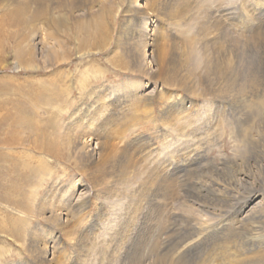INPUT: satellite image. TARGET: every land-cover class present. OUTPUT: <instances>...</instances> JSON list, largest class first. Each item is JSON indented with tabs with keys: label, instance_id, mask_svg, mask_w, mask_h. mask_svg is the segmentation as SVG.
<instances>
[{
	"label": "bare ground",
	"instance_id": "bare-ground-1",
	"mask_svg": "<svg viewBox=\"0 0 264 264\" xmlns=\"http://www.w3.org/2000/svg\"><path fill=\"white\" fill-rule=\"evenodd\" d=\"M5 1L16 9V17L25 16L24 20L32 23V47L26 53L29 61L27 67L46 70L52 67L58 68V71L52 75L54 85L52 89L49 88L51 94L38 90L37 97L25 102H20L18 98L11 107L6 101L0 104V125L7 122L10 126L12 124L9 135L0 139V170L2 167L3 172L9 173L12 178H1L6 181L0 184V240L7 242L5 238H13L20 241L29 255L26 264H69L73 260L71 262L55 252L60 235L71 239L73 245L78 247L84 242L97 246L95 238L88 231L98 226L111 229L117 220L114 217L117 209L126 205L127 194L134 191L136 182L131 181L132 177L141 178L146 173V160L140 152L143 151L142 145L136 146L124 140L128 132L132 131V135L135 133L139 124L137 108L127 105L125 95L106 93L102 84L89 88L88 82L94 73L89 70L92 67L78 68L72 78L63 68L72 63L69 48H65L67 42L59 41L55 35L77 27L78 15L87 14L92 19L108 13L113 20L124 19V34L132 40L126 48L131 57L139 58L140 69L144 65L146 72L142 74L151 79L156 76L163 84L178 87L183 75H179L177 66L170 70L172 54L167 52V42L153 50L154 53L151 51L156 38L152 37L153 29H148L149 15L156 19L161 17L163 0ZM207 1L189 2L199 12L203 8H214V15L206 12L203 17L206 22L215 23L217 29L206 38L202 36L199 41L187 31H180L187 38L183 43L186 54L182 50L181 56L174 60L182 63L181 66L188 64L190 67V95L199 99L198 102L190 101L195 110L191 118L195 121L187 119L186 96L175 94L178 100L170 108L164 100L165 93L161 92L160 97L166 105L159 118L163 124V135L171 137L174 133L181 139L193 134V141L205 137L207 140L216 131L224 130L227 124L231 138H237L249 146L251 158L260 167L258 173L264 175V66L244 69L229 56L231 52H236L235 48L245 46L241 40L245 36L246 44H260L261 36H264V2L246 0L235 12L233 7L224 5V1L217 6ZM30 8L34 9L31 16ZM182 13V18L189 19L191 8L179 6L172 12L175 18H180L178 16ZM220 21L230 25L234 32L231 37L226 35L229 33ZM89 22L86 18V25ZM176 24H180L178 20ZM184 25L187 27L186 23ZM40 30L44 31L42 37L46 38L45 43ZM109 31L107 26L100 29L97 41L86 47L85 51L77 48L73 55L79 57L80 61L87 59L89 53L97 55L98 51H93L94 48H106L112 40ZM218 34H222L225 40L222 41V35ZM145 46L149 48L144 49ZM200 46L205 50L210 48L214 58L199 63ZM152 55H157L156 62H160L149 70L152 63L149 57ZM166 62L170 67L164 73H156ZM17 67H21L20 62ZM134 71L138 73L140 70L134 67ZM103 75L93 78H104ZM131 83V88H143L140 80H132ZM182 84L187 83L183 81ZM73 88L77 96L73 94ZM152 92L154 88L147 94ZM200 99L203 101L200 102ZM128 112L130 115H127ZM202 119L206 123L203 131L199 128ZM188 128L192 130L186 134ZM250 130H255V134L250 136ZM169 139H166L167 143L171 141ZM71 169L83 178L80 177L78 181L75 177L69 178L67 174L72 172ZM157 179L159 187L171 189L173 181L167 177L166 169ZM246 182L249 183V179ZM204 186L207 188V185ZM210 186L209 189L219 195L226 189L224 185L214 189L211 188L213 185ZM26 187L28 190L24 189ZM261 187L264 189V181H261ZM262 201L264 192H251L244 208L232 218L227 215L215 222L195 217L182 219L176 234H173L174 228L170 225H155L153 219L156 211L144 205L139 209L136 229L145 230L144 234L155 238L156 243L148 254H135V247L138 243L140 248L143 247L144 242L136 243L131 239L126 259L133 264H264V210H259ZM91 203L95 214L89 219L88 229L83 225L82 216ZM121 220L119 223L123 222ZM46 225L53 227L57 235L50 239L43 230ZM146 235L141 237L145 238ZM8 249L10 247L0 245V264L8 263Z\"/></svg>",
	"mask_w": 264,
	"mask_h": 264
},
{
	"label": "rangeland",
	"instance_id": "rangeland-1",
	"mask_svg": "<svg viewBox=\"0 0 264 264\" xmlns=\"http://www.w3.org/2000/svg\"><path fill=\"white\" fill-rule=\"evenodd\" d=\"M163 1L165 3L161 17L156 19V17L149 15L148 29H153L154 34L152 37L156 38L151 46V51L157 50L159 47H162L163 43L167 42V52L169 55L172 54V59L170 60L171 67L166 62L162 66V69L157 70L156 73H164L168 67H170V70H174L177 66L179 75L182 74L183 81L187 83L182 84V81L179 87L163 84L156 76L151 79L148 75L142 74V72H146L144 65L140 69L138 66L140 64L138 63L139 58L131 57V54L128 53L126 48L127 43L129 44L132 40L130 38L127 39L128 36L124 34V19L117 18V20H113L108 13L104 17L92 19L89 15L87 17V14L78 15L77 27L75 26L74 28L71 26L72 28L67 29L65 32L55 35L56 37L58 36L59 41L65 40L67 42L65 48H69L72 56L70 61L72 63L65 65L63 68H65L68 74L70 73L72 78H74V74L77 73L78 68L85 69L86 67H92L89 70L94 73L90 78L91 80L89 79V88L102 84L104 85L103 88L106 93L112 92L113 94L119 93L120 95H125L124 100H126L127 105L137 108L136 113L139 124L136 127L135 133L132 135V131L128 132L124 140L127 143H134L136 146L142 145L143 151L140 152L146 160V163H144L146 173L144 172L141 178L136 175V177H132L131 181L136 182L134 191L127 194L129 198L125 201L126 205L117 209L115 213L114 217H116L117 222L115 221L111 229L106 230L104 226H98L88 231L89 235L95 238L97 246H92L90 242H84L83 245L78 247L73 245L71 239L60 235L58 239L59 243L57 241L55 244V252L59 255H64L70 261L73 260L69 264H133L126 259L128 244L130 247L131 239L132 241L133 239L136 240V243L142 240L144 242L142 243L144 246L141 248L138 243L135 247L137 250L135 254L144 252L148 254L149 249H152L154 243H156L155 238H149L144 234L145 230L137 231L138 229H136L139 223L137 222L139 209L144 205L150 206L156 211L153 219L155 225L159 223L162 227L170 225L174 228L173 234H176L178 232V226L182 225V219L195 217L204 218L208 222H215L222 218L224 219L227 215H230L232 218L239 210L244 208L251 192H264V189L261 187V181H264V175L258 173L260 167L258 166V162L251 158V149L243 141H239L237 138H231L230 128L227 124L224 126V130L216 131L213 137H209L207 140L205 137L202 140L193 141V138H191L193 134H189L192 130L190 128L186 132L189 136L181 139L174 133L172 134L173 136L171 135L172 138L163 135V124L159 118L166 105L160 97L161 92L165 93L164 100H166L170 108L172 103L178 100L176 98L178 94L179 97L186 96L185 105L188 104L186 112L188 120H194L191 117L195 114L194 107L190 105V101H199L198 97L190 95L191 82L188 72L190 70L189 65L181 66L182 63L174 62L177 56H181L182 50L186 54V45L183 43L187 41V38L180 31H187L190 36L195 37L199 41L202 36L206 38L217 29L215 23L210 24L203 17V14L206 12L214 15L212 12L214 8H203L199 12L198 8L189 2L204 0ZM210 1L207 2L215 6L224 1V5L233 7L235 12H238L241 4L246 0ZM179 6L191 8V17L189 19L182 18L183 13L178 16L180 18L174 17L172 12ZM15 11L16 9L13 6H8L5 0H0V104L6 101L8 102L7 105H10L9 107L13 103H16L15 99L18 100L19 98L20 102H25L27 99L37 97L38 90H44L46 94H51L49 88L54 85L53 81H51L52 75L58 71V68L52 67L47 70L27 67L29 66V61L26 53L32 47V42L30 41L32 37V23L29 24L24 20V14V17H16ZM33 11L34 9L30 8V16ZM201 12L203 13L200 14ZM86 18L90 20L88 25H86ZM177 20L180 24H176ZM220 22L229 33L225 34L231 37L234 32L230 25L224 21ZM185 23L187 27L184 25ZM262 25L264 28V17H262ZM105 26L110 28L109 32L112 38L106 48H94L93 51H98L97 55L96 53H89L88 58L83 61H80L79 57L73 55L77 48L81 52L85 51L86 47L89 48L93 42L97 41L99 38V30L104 29ZM39 32L43 43H45L46 38L42 37L44 36L42 33L44 31L40 30ZM149 33L151 32L149 31ZM261 37L262 40L258 46L246 44V36L243 37L241 40H243L245 46L235 48L236 52H231L232 55L229 56L237 61L240 67L244 69L264 66V36ZM221 38L222 41L225 40L223 35ZM146 48H149V46L144 47V49ZM57 50L60 51V48L58 47ZM16 53H18L17 56ZM199 53L201 56L199 63L201 61L204 63V61H210L214 58V54L210 48L205 50L200 46ZM229 56L228 58H231ZM156 59L157 55L155 57L154 55L149 57V60L152 61L149 64L151 66L148 68L149 70L158 66L157 63L160 61L156 62ZM18 62H20L21 67H17ZM39 64L41 67L43 66L42 59H40ZM134 67L140 71L138 73L133 72ZM101 74H104V78H93L95 75ZM132 80L142 81L143 88L141 87L142 89L138 88L137 90L134 87L131 88ZM70 86H72L71 83ZM151 88H154V92L147 94L148 91L152 90ZM73 91V94L77 96L78 94L75 88H73ZM200 100V102L203 101L202 99ZM17 102L19 103V101ZM129 113L127 115H130ZM203 120L200 122L201 125H199L202 131L206 126ZM256 123L255 121L254 124L256 125ZM11 129L12 124L10 126L8 122L2 126L0 125V139L9 135L8 133ZM254 132L255 130H250L249 135H254ZM167 138L171 139L168 143L166 142ZM165 169L167 177L173 181L170 190L163 189L162 186L159 187L157 185L159 181L157 178ZM2 172L3 168L1 167L0 179H12L9 173L5 174ZM67 175H69V178L75 177L74 179L77 181L83 178V176L78 175L75 171ZM80 177L81 179H79ZM5 179H1L0 184L5 182ZM246 179H249V183L252 182V184L247 183ZM235 180L236 182L233 184ZM65 181L66 183L69 182L68 179ZM7 182L9 183V181ZM204 184L207 185V188ZM209 185H213L212 187L210 186L212 189L215 187L221 188V185H224L226 189L223 194L219 195L216 191L212 192L208 187ZM24 189L28 190L27 187ZM125 208L127 209L124 210ZM259 210H264V201L261 202ZM94 214V205L91 203L89 210L84 212V216H82V219L84 218L82 220L83 225L88 229L90 228L88 225L89 219ZM122 216L123 222L125 221L124 224H122L123 222L119 223V220H121L120 217ZM251 224H254L253 221H251ZM43 227L44 233L50 236V239L52 236L57 235L53 227L48 228L47 225ZM144 235H146L145 238H142ZM5 240L7 242L0 240V245L10 247L8 249L10 254L7 256V264H26L29 261V255L22 247V243L13 238L11 240L5 238ZM53 249L54 247L52 245L51 250ZM50 257L48 256V258Z\"/></svg>",
	"mask_w": 264,
	"mask_h": 264
}]
</instances>
